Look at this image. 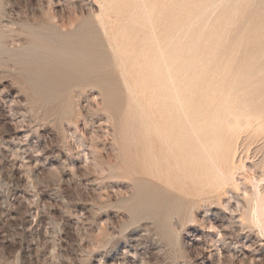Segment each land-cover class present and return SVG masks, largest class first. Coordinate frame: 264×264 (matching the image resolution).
Instances as JSON below:
<instances>
[{
    "label": "rangeland",
    "instance_id": "374dc122",
    "mask_svg": "<svg viewBox=\"0 0 264 264\" xmlns=\"http://www.w3.org/2000/svg\"><path fill=\"white\" fill-rule=\"evenodd\" d=\"M162 51L222 186L178 165ZM263 178L264 0H0V264H264Z\"/></svg>",
    "mask_w": 264,
    "mask_h": 264
},
{
    "label": "bare ground",
    "instance_id": "6f19581e",
    "mask_svg": "<svg viewBox=\"0 0 264 264\" xmlns=\"http://www.w3.org/2000/svg\"><path fill=\"white\" fill-rule=\"evenodd\" d=\"M147 11L149 13V10ZM160 56L163 64H165V68H163L160 73L169 80V83L175 86L174 94H172L173 96L171 98L169 96L167 98L164 96L163 98V101L171 104L166 111L168 115L164 116V123L173 124V126L177 128V137L175 136L176 138L172 142L171 148L180 147L179 142L181 137L186 139L185 142H188V138L192 135L198 142L197 146L193 147L190 151L186 147L183 149V151H187H185V155L182 154L179 156L178 165L181 164V160L185 162L188 157L194 164L201 162L203 163L202 173L205 176L206 182L210 186H222L234 178V169L236 168L234 152L231 147V149H227L229 147L228 145V147L225 148L223 146L218 148H216V146L215 148L212 147L211 144L215 142L216 137L213 133H207V123L205 121H199L198 112L187 107L186 100L182 94L181 79L179 78L176 82L172 68L168 66L167 58L163 51ZM212 125L213 122L210 127H212ZM209 130H211V128ZM174 133L175 132L170 133L169 130V133L165 134V138L169 140L172 135L174 137ZM247 212V219L249 222L259 228L260 233L264 236V178L255 181L249 199V210H247Z\"/></svg>",
    "mask_w": 264,
    "mask_h": 264
}]
</instances>
